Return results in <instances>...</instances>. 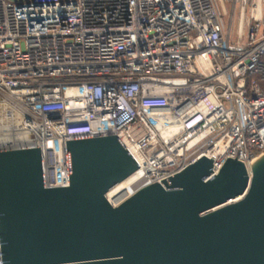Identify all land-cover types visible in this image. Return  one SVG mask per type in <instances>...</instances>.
<instances>
[{"label":"built area","instance_id":"obj_1","mask_svg":"<svg viewBox=\"0 0 264 264\" xmlns=\"http://www.w3.org/2000/svg\"><path fill=\"white\" fill-rule=\"evenodd\" d=\"M224 1L0 0V151L39 148L42 187H66L65 141L115 136L138 168L113 207L200 156L248 167L264 0H228L235 27Z\"/></svg>","mask_w":264,"mask_h":264},{"label":"water","instance_id":"obj_2","mask_svg":"<svg viewBox=\"0 0 264 264\" xmlns=\"http://www.w3.org/2000/svg\"><path fill=\"white\" fill-rule=\"evenodd\" d=\"M65 148L58 188L42 187L39 148L0 151L1 264H264V154L216 174L200 156L113 207L105 193L138 168L119 139Z\"/></svg>","mask_w":264,"mask_h":264},{"label":"bare ground","instance_id":"obj_3","mask_svg":"<svg viewBox=\"0 0 264 264\" xmlns=\"http://www.w3.org/2000/svg\"><path fill=\"white\" fill-rule=\"evenodd\" d=\"M130 181H131V177H128V178L120 181L117 185H115L114 187H112L111 189H109L107 193H105V198L111 204H114L118 200V198H120L118 195L122 193V191L124 190V188L127 187V185L130 183ZM131 192H133V190L130 191V192H127L126 194H129Z\"/></svg>","mask_w":264,"mask_h":264},{"label":"rangeland","instance_id":"obj_4","mask_svg":"<svg viewBox=\"0 0 264 264\" xmlns=\"http://www.w3.org/2000/svg\"><path fill=\"white\" fill-rule=\"evenodd\" d=\"M224 9H225V14L223 15V21L224 23L229 26L230 22L234 23V27L236 26V21H237V10L234 11L233 15V8L232 4L227 1H224Z\"/></svg>","mask_w":264,"mask_h":264}]
</instances>
